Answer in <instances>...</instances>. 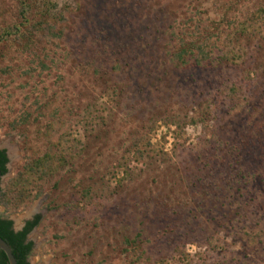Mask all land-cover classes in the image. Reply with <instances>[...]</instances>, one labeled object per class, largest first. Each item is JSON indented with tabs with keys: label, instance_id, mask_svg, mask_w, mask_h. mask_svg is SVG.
<instances>
[{
	"label": "rangeland",
	"instance_id": "obj_1",
	"mask_svg": "<svg viewBox=\"0 0 264 264\" xmlns=\"http://www.w3.org/2000/svg\"><path fill=\"white\" fill-rule=\"evenodd\" d=\"M262 2L0 0L2 186L22 145L53 156L7 212L39 216L31 264H264V32L226 26ZM195 16L222 41L172 62ZM23 100L32 119L11 130Z\"/></svg>",
	"mask_w": 264,
	"mask_h": 264
},
{
	"label": "trees",
	"instance_id": "obj_2",
	"mask_svg": "<svg viewBox=\"0 0 264 264\" xmlns=\"http://www.w3.org/2000/svg\"><path fill=\"white\" fill-rule=\"evenodd\" d=\"M191 28L189 31L180 32L175 34V39L172 44V51L170 53V58L172 62L177 63H187V59H193L195 64L201 65L204 61H211V54L213 50H206L210 46L209 40L214 37L213 43L216 44L217 41H222L223 29L220 27V23L215 21H209L207 18L201 16L190 17ZM231 24H226L230 33L229 38H234V36H244L261 35L264 32V0L263 2L249 13V16L245 20L240 22H234ZM201 29L204 33H201ZM170 34H174L170 32ZM187 34V36H185ZM233 43L232 40H229ZM228 51L231 52L232 49L229 46ZM224 60L225 57L219 58ZM226 60V59H225ZM228 60V59H227ZM234 62L235 59L231 58ZM27 101V98L25 99ZM25 100L22 101V110L18 115L13 117L10 122L11 130H14L20 124L26 125L31 118V111L27 109V103ZM33 103H31V107ZM144 140L148 144V138L146 135L138 136L135 139V147L138 143ZM50 143L55 144L52 140H48ZM149 145V144H148ZM24 162L21 169L8 179L6 185L2 186V179L8 173V162L7 153L4 149H0V205L4 207V211H0V237L4 239L10 246L11 251L16 259V264H31L28 260L29 256L32 254L33 243L32 241H27L28 233L37 226L39 221V216L35 217L33 220L26 221L25 225L20 230L13 229V222L7 217V212L16 211L21 208H25L35 197L40 193H32L34 185H31V176L35 180H41L43 176L52 168V158L50 153H38L36 156H32L28 153V146L22 145ZM145 151L137 150L135 153L142 154ZM0 264H9L5 253L0 249Z\"/></svg>",
	"mask_w": 264,
	"mask_h": 264
},
{
	"label": "water",
	"instance_id": "obj_3",
	"mask_svg": "<svg viewBox=\"0 0 264 264\" xmlns=\"http://www.w3.org/2000/svg\"><path fill=\"white\" fill-rule=\"evenodd\" d=\"M22 226L14 227V229L20 230L22 228ZM0 249L5 253L9 264H16V259L13 255L12 251H11L9 244L4 239H2L1 237H0Z\"/></svg>",
	"mask_w": 264,
	"mask_h": 264
},
{
	"label": "flooded vegetation",
	"instance_id": "obj_4",
	"mask_svg": "<svg viewBox=\"0 0 264 264\" xmlns=\"http://www.w3.org/2000/svg\"><path fill=\"white\" fill-rule=\"evenodd\" d=\"M7 157H8V155H7ZM8 159H9V158H8ZM7 167H8V165H7ZM30 220H33V219H30ZM30 220H28V221H30ZM24 225H25V223L23 224V226H24ZM23 226H22V228H23ZM22 228H21V229H22ZM13 229H14V227H13ZM33 229H34V228H33ZM33 229H32V230H33ZM14 230H15V229H14ZM32 230H31V231H32ZM31 231H30V232H31ZM30 232H29V233H30ZM29 233H28V234H29ZM27 241H30V239L27 238Z\"/></svg>",
	"mask_w": 264,
	"mask_h": 264
}]
</instances>
